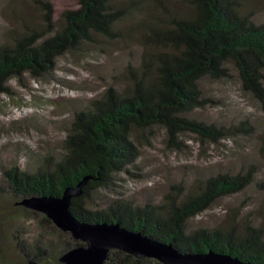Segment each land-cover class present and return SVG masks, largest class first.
I'll return each mask as SVG.
<instances>
[{"label": "trees", "instance_id": "1", "mask_svg": "<svg viewBox=\"0 0 264 264\" xmlns=\"http://www.w3.org/2000/svg\"><path fill=\"white\" fill-rule=\"evenodd\" d=\"M32 1L42 10L43 19L37 25L24 19L21 28L10 32L0 45V92L8 91V82L25 73L40 76L52 72L60 57L83 55L101 39L126 44L134 39L141 46V55L122 89L109 87L77 112L60 155H45L36 170L15 165L4 171V187L0 183L2 230L11 232L20 218L42 216L41 223L54 228L60 241L59 248L31 244L24 239L23 227L16 229L12 248L20 260L62 264L66 252L86 245L75 240L62 243V234H72L24 204L32 198L62 197L68 187L76 188L86 180L83 193L72 199L71 211L79 221L120 223L151 240L171 244L183 255L211 251L246 264H264V202L257 223L241 225L237 213L230 225L189 228L191 220L218 200L256 183L258 167L254 164L237 174L196 182L188 191L182 185L174 186L162 204L141 206L120 198L105 210L88 209L98 191L116 184L118 173L135 166L140 156L133 140L135 132L163 126L175 145L185 133L214 142L233 133H255L249 121L226 129L188 115L205 106L201 82L228 78L232 68L243 89L264 104V22L257 21L256 9L264 0H184L180 8L166 5L165 0H155L153 7L149 0H78V8L65 10L59 21L51 0ZM259 152L264 158V129ZM13 261L9 251L0 248V264ZM146 262L149 258L112 250L104 264Z\"/></svg>", "mask_w": 264, "mask_h": 264}, {"label": "rangeland", "instance_id": "2", "mask_svg": "<svg viewBox=\"0 0 264 264\" xmlns=\"http://www.w3.org/2000/svg\"><path fill=\"white\" fill-rule=\"evenodd\" d=\"M51 1L57 21L65 10H75L79 6L78 0ZM149 2L153 7L155 0ZM165 2L180 8L184 0ZM256 9L257 21L264 22V4H259ZM24 19L27 24L32 21L37 25L36 22L43 19L42 10L32 0H0V45L8 39L10 32L21 28L20 22ZM88 49L89 52L83 55L67 53L60 57L50 73L40 76L25 73L15 77L8 82V91L0 92V183L3 187L6 169L16 165L20 169L36 170L45 155H60L62 141L77 112L86 109L109 87L122 89L130 68L140 61L141 46L134 39H129L127 44L101 39ZM230 74L225 79L206 78L201 82L205 106L188 117L226 129L249 121L255 129L254 134L233 133L214 142L195 133H185L175 145L163 126L135 132L133 140L140 152L135 166H130L129 172L118 173L116 184L98 191L88 209L105 210L113 200L120 198L141 206L162 204L174 186L182 185L188 191L196 182L219 174H237L254 164L258 167L256 183L240 194L218 200L209 210L191 220L189 228L230 225L237 213L241 225L260 221L264 187L259 185H264V158L259 150L264 129V104L243 89L237 71L232 68ZM41 220L42 216L20 218L11 232L2 230L0 220V248L9 251L14 260L11 264H27L20 260L15 247L12 248L16 245L14 231L21 227L25 234L22 235L29 243L59 248L55 229ZM60 239L62 243L65 240L83 242L65 234ZM149 261L145 264L160 262L155 258H149Z\"/></svg>", "mask_w": 264, "mask_h": 264}, {"label": "water", "instance_id": "3", "mask_svg": "<svg viewBox=\"0 0 264 264\" xmlns=\"http://www.w3.org/2000/svg\"><path fill=\"white\" fill-rule=\"evenodd\" d=\"M86 180L76 188L68 187L62 197H38L24 202L42 212L64 232L86 245L69 251L65 264H104L110 251L122 250L136 258H155L163 264H246L229 255L206 254L183 255L171 244L151 240L140 233L132 232L120 223L89 224L79 221L71 211L72 199L80 196Z\"/></svg>", "mask_w": 264, "mask_h": 264}]
</instances>
